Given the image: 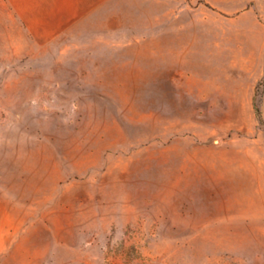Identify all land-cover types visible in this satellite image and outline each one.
<instances>
[{"label":"rangeland","instance_id":"rangeland-1","mask_svg":"<svg viewBox=\"0 0 264 264\" xmlns=\"http://www.w3.org/2000/svg\"><path fill=\"white\" fill-rule=\"evenodd\" d=\"M241 16L0 0V264H264V0Z\"/></svg>","mask_w":264,"mask_h":264},{"label":"crops","instance_id":"crops-1","mask_svg":"<svg viewBox=\"0 0 264 264\" xmlns=\"http://www.w3.org/2000/svg\"><path fill=\"white\" fill-rule=\"evenodd\" d=\"M192 2L194 1H200L203 4L209 5L212 8L221 10L224 14H227L230 17V22L235 25L236 29L235 32L237 36L240 38L243 37L244 33V23H243V15L241 17H236L239 12H241L244 7L249 4L250 2L256 3L258 0H191ZM244 7L242 8L241 11H238V7ZM199 100H202V97L198 98Z\"/></svg>","mask_w":264,"mask_h":264},{"label":"trees","instance_id":"trees-1","mask_svg":"<svg viewBox=\"0 0 264 264\" xmlns=\"http://www.w3.org/2000/svg\"><path fill=\"white\" fill-rule=\"evenodd\" d=\"M260 87H264V77L262 79V81L258 84L257 86V89H259ZM253 108H254V111H255V115L257 117V120L260 124H262V118H261V114H260V111L258 110V108L256 107L255 104H253Z\"/></svg>","mask_w":264,"mask_h":264}]
</instances>
